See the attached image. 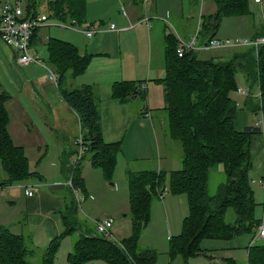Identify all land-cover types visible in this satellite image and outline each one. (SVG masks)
Listing matches in <instances>:
<instances>
[{
  "label": "trees",
  "instance_id": "1",
  "mask_svg": "<svg viewBox=\"0 0 264 264\" xmlns=\"http://www.w3.org/2000/svg\"><path fill=\"white\" fill-rule=\"evenodd\" d=\"M39 1L24 0L26 16L40 13ZM214 2L215 12L202 21L197 31V35L202 33L200 43L214 37L222 17L249 13V0ZM47 9L48 18L62 23L85 22L86 0H51L47 3ZM262 36L263 32L254 38ZM177 45V36L172 31L165 32V74L157 80L163 87L162 109L166 113L168 135L181 145L180 166L170 172L161 168L128 171L131 233L120 242L96 231L81 233L72 251L67 254L69 264H86L93 259H101L104 264H155L157 253L150 248H140L138 239L148 222L152 198L155 196L160 199L159 195L165 191L167 184L170 192L187 197L189 212L184 219L183 230L170 238V252H179L183 264H188L189 257L203 250L200 243L205 238L229 240L243 233L251 232L254 235L256 232L261 217L257 218L255 214L257 202L249 177L250 137L260 128L246 126L242 131L234 129L236 102L230 93L237 89L236 73L243 72L246 81L257 85L259 92L257 103L250 102L248 107L252 112L264 113V43L257 48L244 47L227 59L206 60L199 59L198 50L194 49H188L183 56H178ZM48 52V62L57 74L62 97L77 115L86 150L91 153L90 164L102 169L109 178L121 150V141L106 142L102 137L99 102L93 86L86 84L66 90L61 84L68 76L83 73L92 55L81 54L74 44L53 37L48 41ZM141 82H114L112 96L126 101L134 93H140L138 85ZM7 98L6 92H0V161L6 174L0 182L1 186L36 175L29 169L24 150L13 143L8 132ZM69 149H64L61 165L66 176L72 172L73 185L82 190V178L78 171L80 161L75 168L71 167L72 152ZM218 163H223L225 181L217 185L214 194H209L210 170ZM76 210L77 203L70 190L62 211L65 229L51 239L39 254L33 245L26 244L23 235L0 225V264H35L32 260L39 256L41 260L37 264H54L61 238L76 229L70 227L65 211ZM229 210L233 211V222L226 220ZM75 221L78 224L77 219ZM260 240L248 246L246 264H264V240ZM223 259L236 264L231 258Z\"/></svg>",
  "mask_w": 264,
  "mask_h": 264
},
{
  "label": "crops",
  "instance_id": "2",
  "mask_svg": "<svg viewBox=\"0 0 264 264\" xmlns=\"http://www.w3.org/2000/svg\"><path fill=\"white\" fill-rule=\"evenodd\" d=\"M2 1L3 0H0V13ZM142 2L147 3L148 0H142ZM127 6L128 8L125 7L127 8L125 11L126 15L119 22V25L114 28H110V25H106L107 28H104L105 31L101 32L104 34L96 38H94V34L97 32L93 33L92 36H87L85 34L86 30L91 29L90 25L92 23L85 27L78 25L76 28H70L66 26V24L70 25V23H58L50 21L48 18L46 24L38 27L34 31L29 47L30 54L38 55L40 61L44 62L45 65L41 62L26 64L17 63L16 52L0 38V92L4 91L8 94L6 100V108L9 115L7 129L13 143L21 146L25 154L28 155L29 149H33L35 153H38L32 167L36 175L33 176L34 179H32L33 177L30 178L33 182L31 181L23 185L24 217L22 221L18 223L17 231L14 232L12 230L11 226L14 223H7V221L0 225H5L9 227L12 232L21 235H23V229L30 230L37 243V245L33 246L38 251V254L44 250L51 239L60 235L65 229L62 211L64 210L65 203L68 201L70 190L64 184L67 176L63 168L60 167V157L67 147L70 148L69 150L72 152L71 155L75 152L76 145L74 140L79 129L77 115L62 97L59 84L51 81L47 76L46 67L52 70L48 62V41L51 37L74 44L81 54L91 53L92 55L100 53L98 56L92 55L89 65L83 73L68 77L71 79L69 80L71 87L75 88L86 84L92 85L99 102L98 106L104 101L105 105L110 103L114 109L124 113L122 120L118 117L111 116L109 120L112 126L108 129L105 127L102 129L101 126L104 140L106 142L117 141L124 132V121L128 118H132L131 123L132 121H136L137 130L145 132L152 138L155 151L157 150L159 152L161 150L159 144L161 136L159 137L158 131L163 129V127L160 126L163 122V117H154L145 103L142 105L139 104L135 111V100L138 98V94L143 93L144 97H147L148 94L149 100V95L155 88L149 86L150 83L148 84V82H150L148 80L151 76L150 74H153L154 77L158 76L155 78L156 80L162 78L165 74L163 58L159 62L157 61L153 68L150 65L152 56L150 31L152 29L154 30L157 24L151 21V16H148V18H150L149 22L144 20L147 16L144 14L143 9L142 11L137 8L134 0H128ZM248 8V14L227 16L230 17L227 21H231L232 25H244L248 27L251 32H254V36L261 32L264 33V23L261 24L260 17L258 16L260 13L264 19V0H262L261 3L250 0ZM256 11H258V13L253 18L254 12ZM55 23H57L56 26L52 27ZM251 24L254 26V29ZM139 26H141V28H137ZM93 27L96 30V26L93 25ZM165 28L166 25L163 23V32L157 37L158 44L163 48V52ZM135 30L142 31L146 35L143 46L144 53L149 55L150 58L146 73V88L144 91L138 90L140 93H134L132 97L122 102L118 99L116 100V98H111L112 96L110 97L113 83L117 81H135V79L138 81L140 77L133 76L135 72H140L142 74L143 70L133 57L134 51L141 50L138 39L140 32ZM127 31H133V41H131L130 36L126 35V33H130ZM244 38L247 39V37ZM183 40L187 41L186 38ZM234 47L227 48L228 50L226 53H228V57L233 52L244 49V47L241 49H235ZM128 57L133 60H127ZM218 59H224V55L220 53ZM242 85L249 88V94L244 95L238 91L230 93V97L236 102V110L233 119L234 129L236 131H242L246 126L260 128V131L253 133L250 137L251 169L249 171V177L251 184L262 187L261 182L264 177V113L260 112L259 115L255 117L253 115L256 111L252 112L248 107L250 102L255 104L258 101L257 85L249 84L245 76L243 83H238V86ZM143 118L150 119V122L143 121ZM256 119H260L259 124L255 123ZM136 128H133L128 142L122 144L123 150H121L125 155L127 154L125 152L130 146L133 138H136ZM128 133L129 130L127 129L122 137L125 138L128 136ZM169 139L171 138L169 137ZM48 141L53 143L55 149L54 153L52 152L49 154ZM167 144L171 146L172 143L167 141ZM43 146L44 150L42 149ZM118 153H120V151ZM139 156L138 154H127L124 156L125 161L123 162H120L121 157H116L114 171L117 172L119 170L121 173V170H123L127 180L128 171L135 172L147 169H163L159 160L145 163L143 161L151 160L152 158L139 159ZM180 160L181 157L176 163L171 162L170 166H172V168L174 166L175 169L179 168ZM174 168L172 170H175ZM218 170L222 171L221 165L218 166ZM25 186L34 187L32 196L25 195ZM253 191L255 193L256 189ZM163 198L164 196L162 199ZM8 202L11 205L14 203L11 199ZM120 205L121 203L115 207H119ZM95 231L96 230H93L92 232ZM66 236L67 235L63 236L60 242ZM57 252L54 257V264H56ZM216 255L220 256L215 252L211 253L209 259L211 260ZM220 258H226V256H220Z\"/></svg>",
  "mask_w": 264,
  "mask_h": 264
},
{
  "label": "rangeland",
  "instance_id": "3",
  "mask_svg": "<svg viewBox=\"0 0 264 264\" xmlns=\"http://www.w3.org/2000/svg\"><path fill=\"white\" fill-rule=\"evenodd\" d=\"M15 1V0H11ZM21 5L25 8L24 0H20ZM51 0H40L38 10L41 14H48L47 3ZM128 0H86V14L85 22L80 24H75L73 27L80 25L85 27L90 25L91 29H94L93 25L96 27V32L94 38L101 36L104 33V28H107L106 25H113L114 27L119 25V22L125 17ZM250 1V0H249ZM135 5L139 10H144V14L151 16V21L154 24H157L155 29L150 31L151 36V46H152V56L151 60L149 55L144 53V40L146 35L142 31L135 30L139 33L138 39L141 50L134 51V60L140 64V68H143L142 74L140 72H135L133 77H140L138 81L145 82L147 66L150 65L152 68L154 64L163 58V48L158 44V35H161L163 32V23L166 25L165 29L172 31L174 34H178L179 37L183 39L186 38L187 41L191 40L193 36L197 35V31L202 24V21L210 14H213L216 9L214 0H148L147 3L142 2V0H135ZM251 4V3H250ZM89 5V7H88ZM127 7V8H125ZM88 8V9H87ZM142 10V11H143ZM258 11L254 12L253 18L257 15ZM261 24L264 23L262 15L259 13ZM230 17H222L219 21L218 28L215 32L214 37H228L222 39H230L236 41L238 39H253L254 32H251L250 29L246 26L232 25L229 20ZM50 21L62 23L59 20L49 17ZM256 20V19H253ZM87 21V22H86ZM47 22V21H46ZM45 22V24H46ZM111 23V24H110ZM57 23L53 24L56 26ZM64 25V24H63ZM252 25V24H251ZM257 25V24H255ZM51 26V25H50ZM70 27L69 24L66 25ZM101 26V27H99ZM109 26V27H110ZM71 28V27H70ZM141 28V26L137 27ZM136 28V29H137ZM254 29V26L252 25ZM117 29V28H115ZM255 31V30H254ZM130 32V31H127ZM133 32V31H132ZM132 32L126 33V35L131 37L133 41ZM234 35V36H233ZM244 36V37H243ZM230 37V38H229ZM252 37V38H250ZM202 38V33L200 32L196 37V45L199 44L200 39ZM245 39V38H244ZM244 46H235V49H241ZM233 48V49H234ZM227 48H202L198 50L197 57L201 60L215 58L218 59V55H224V59L228 58ZM91 54V53H90ZM35 55V54H33ZM93 56H98L100 53L92 54ZM38 56V55H37ZM39 57V56H38ZM127 60H133L129 58ZM164 66V60H163ZM139 68V69H140ZM143 75V76H142ZM148 78L150 82L149 86L155 87L151 94H148L147 97H144V94H138V98L135 100V111L138 108L139 104H147L148 109L151 111L154 117L162 116L163 122L160 124L163 129L158 131L160 137V151H155L154 143L152 138L143 131H138L136 128V121H132V118H128L124 121L123 130L124 132L120 135L118 140L121 141V149L123 143H127L130 134L133 128H136V134L133 138L130 146L127 148V154L140 155V158L149 159L143 162H156L160 161L161 167L167 172L172 171L171 162L176 163L182 155V149L179 141L169 139L168 130H167V121L166 113L162 109L164 106V96H163V87L156 80L158 76L154 77L153 74ZM69 77L65 79L61 84L62 87L66 90L72 89L69 84ZM236 80L239 84L243 83L244 73L238 71L236 73ZM137 81V79H135ZM245 87V85L238 86ZM157 88V90H156ZM144 91V90H142ZM233 92H237V89ZM244 94V93H242ZM246 95V94H244ZM112 96V91L111 95ZM115 99L113 96L111 97ZM117 100V99H116ZM101 102V101H100ZM135 113V112H134ZM99 115H100V124L102 129L104 127L108 129L112 126L109 118L111 116L118 117L122 120L124 113L119 112L114 109L110 103L106 104L104 101L99 105ZM117 120V118H116ZM145 122H150V119L143 118ZM257 124L260 123V119L255 120ZM79 123V122H78ZM147 128V127H146ZM129 130L128 136L123 138L122 136L125 132ZM158 130V129H157ZM79 132V129H78ZM77 132V134H78ZM124 140V141H123ZM167 141L172 143L171 146L167 144ZM138 144V146H137ZM136 145V146H135ZM44 150V146L42 148ZM57 149V148H56ZM122 150L117 154V158L121 157L120 162L125 161V154ZM55 149L52 142L48 141V152L51 154L54 153ZM29 160V168L31 171H34L33 165L34 161L37 158L38 153H35V150L29 149L28 155L25 154ZM154 157V158H153ZM61 158V157H60ZM91 153L85 150L79 164V175L82 178V190L80 193L84 196V200L79 204L77 203V210L73 212L65 211V215L68 218L70 227H75L76 229L72 233L68 234L60 242V246L56 255V264H69L67 262V254L72 251L73 245L81 235L87 231L96 230L95 221L111 218L112 226L110 228L111 235H104L107 238L112 239L115 242H120L123 238L127 237L132 231V215L130 212L129 206V189L128 183L125 178L123 170H118L117 172H112V176L109 178L105 175L104 171L100 168L93 167L90 164ZM120 164V163H119ZM214 168L210 170L209 182H208V193L214 194L217 188V185L220 182L225 181V175L223 171L218 170V166L221 165L223 170V163L216 164ZM60 167L61 160H60ZM175 169V168H174ZM5 172L1 165L0 161V182L5 178ZM34 179V177L32 178ZM33 182L31 179L17 181L11 185L1 186L0 185V224L14 223L11 227L14 232L17 231V225L22 221L24 217V195H23V185L29 182ZM167 184V183H166ZM251 184V183H250ZM254 185V186H253ZM21 186V187H20ZM167 192L164 193V198L153 197L150 206V214L148 222L145 227L142 229V232L139 235L138 244L140 248H150L153 249L157 255L155 259V264H183L184 260L182 255L175 251L174 253L170 252V238L172 236H177L183 230V222L185 217L188 215L189 207L187 203V197L185 194L172 193L169 191L168 184ZM253 190L256 189L254 195L257 202L255 214L257 218L261 217L262 214V204L264 201V190L261 186L256 184H251ZM255 187V188H254ZM262 188V189H261ZM7 189V190H5ZM4 190V191H2ZM13 200L14 203L11 205L8 201ZM161 200V201H160ZM119 203L121 205L118 206ZM78 224H76V220ZM234 214L232 210H229L226 214V220L233 222ZM255 231V230H254ZM23 236L27 245H37L35 239L33 238L32 232L28 229H23ZM253 233H243L239 236H236L232 239H214V238H205L200 243V248L203 249L200 253L193 255L188 258V264H210L209 255L211 253H216L220 256H226V258L233 257L236 264H246L247 261V248L252 240ZM264 239L260 240L263 241ZM42 243V242H40ZM220 256H215L214 258H220ZM41 260V256L36 259H33V263L37 264ZM86 264H104V261L101 259H93Z\"/></svg>",
  "mask_w": 264,
  "mask_h": 264
},
{
  "label": "built area",
  "instance_id": "4",
  "mask_svg": "<svg viewBox=\"0 0 264 264\" xmlns=\"http://www.w3.org/2000/svg\"><path fill=\"white\" fill-rule=\"evenodd\" d=\"M256 3H261L262 0H254ZM48 20L46 14H37L35 16H26L25 10L21 5L20 0H3L1 3V13H0V38L7 44L10 48H12L16 52V61L19 64H26V63H39L41 62L45 65L44 62L40 61L39 57L36 55H32L29 52V47L31 44V38L33 36L34 31L45 24ZM145 21L149 22L150 18H145ZM68 25V24H66ZM73 27V25H69ZM110 28H114L113 25ZM95 29H89L85 31L87 36H92L95 33ZM168 32V29H166ZM178 39V45L176 48V53L178 56H183L188 49L200 50L202 48H231L234 46H244V47H254L257 48L259 44L264 43V37H257L253 39H238L236 41H232L230 39H221V38H210L208 40L203 41L202 43L196 45V36H193L191 40L185 41L178 34L175 33ZM47 69V76L48 78L53 81L57 82V75L54 71H52L49 67ZM146 83L141 82L138 85L139 90H144L146 88ZM237 91L244 94H249V88L246 87H239ZM259 96V92H258ZM148 115V114H147ZM76 145V150L74 154L70 158V165L72 168L79 163L81 160L85 150L86 145L83 140L82 131L79 126V132L74 140ZM262 187L264 189V179L262 180ZM66 187H69L74 200L76 203H80L84 200V196L80 193V188L75 187L72 181V172L68 173L67 179L64 182ZM167 190V187L164 188ZM165 191L163 193H165ZM34 192L33 186H25L24 193L26 196H32ZM162 193V194H163ZM162 194L159 197H162ZM262 214H261V221L256 229L255 234L252 236V240L250 244L254 242L264 239V201L262 204ZM112 226V219L111 218H104L95 221V228L97 233H102L104 235L110 236V228ZM249 244V245H250ZM210 264H230L223 258H212L210 260Z\"/></svg>",
  "mask_w": 264,
  "mask_h": 264
},
{
  "label": "water",
  "instance_id": "5",
  "mask_svg": "<svg viewBox=\"0 0 264 264\" xmlns=\"http://www.w3.org/2000/svg\"><path fill=\"white\" fill-rule=\"evenodd\" d=\"M70 25H73V22H70ZM259 113H260L259 111H256L253 116L257 117L259 115Z\"/></svg>",
  "mask_w": 264,
  "mask_h": 264
}]
</instances>
